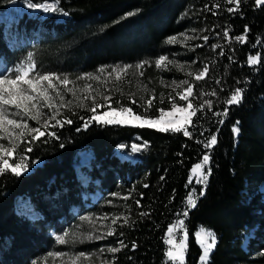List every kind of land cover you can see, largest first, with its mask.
I'll use <instances>...</instances> for the list:
<instances>
[{
	"label": "trees",
	"instance_id": "16d2710c",
	"mask_svg": "<svg viewBox=\"0 0 264 264\" xmlns=\"http://www.w3.org/2000/svg\"><path fill=\"white\" fill-rule=\"evenodd\" d=\"M8 1L0 0V10ZM52 1L69 18L47 28L40 47L34 49L38 66L93 75L120 62L145 63L177 52L170 38L192 30L200 39L182 54L193 66L203 65L208 71L203 79L191 82L189 103L195 114L179 132L95 122L88 111L73 106L64 110L71 123L44 128V136L21 145L22 154L17 146L16 154L28 171L16 176L5 169L0 174V264L35 260L51 242L44 225L67 222L73 216L70 207L81 205L79 193L88 190L76 180L73 163L84 147L94 155L97 168L92 179H98L97 185L113 193L122 190L125 196L121 200L124 217L115 223L112 235L120 242L119 251L111 264H179L167 259L165 237L180 219L187 230L182 264H198L201 251L193 233L200 226L216 236L207 264H264V191L260 189L264 186V4L256 0L239 4L228 0ZM1 31L0 27V57L14 65L20 57L7 48ZM240 36L245 40L237 39ZM68 56L76 60L70 62ZM249 57L259 61L251 64ZM237 88L242 99L228 105ZM236 127L238 134L233 132ZM133 136L147 146L139 162L129 165L112 151ZM212 136L216 144L205 148ZM205 155L211 175L203 195L198 187L194 190L197 206L191 208L187 198L195 187L190 171ZM18 197H26L42 221L31 223L17 215Z\"/></svg>",
	"mask_w": 264,
	"mask_h": 264
},
{
	"label": "rangeland",
	"instance_id": "374dc122",
	"mask_svg": "<svg viewBox=\"0 0 264 264\" xmlns=\"http://www.w3.org/2000/svg\"><path fill=\"white\" fill-rule=\"evenodd\" d=\"M29 2L53 5L57 11L29 8ZM68 18L69 14L60 8L57 1L52 0H41L38 2L15 0V3L9 0L3 9L0 10V27L3 40L7 48L17 53L18 57H20L14 65L8 64L9 62L4 63L0 57V78L4 76L12 78L15 75L16 68L31 63L35 66L32 69L34 73L57 74L61 78L67 76L70 81L65 86L54 79V87L49 89V95L53 97L51 102L55 105L53 109L46 107L45 102L41 99L33 101L37 107L30 109L29 115H17V112L21 110L13 106L3 105L2 107L5 108L9 119L22 120L29 128L41 127V130L44 131L43 125L46 121L48 124L47 128L57 125V121L65 122L67 119L64 117V110L73 106L88 111L95 122L98 121L93 118L94 115L102 116L103 113L110 111V108L117 110L120 108H131L132 114L140 116L141 119L159 121V123L155 126H140V121L135 120L132 114L117 111L112 112L111 115L104 117V119L125 122L106 124L149 127L158 130L161 127L166 129H172L173 127H180L181 130L185 129L192 115L191 108L187 107L192 92L187 94L186 90L191 86V82L196 80V75L201 73L205 66H193L182 53L191 51L200 36L189 30L176 36L174 42H169L170 46L177 52L154 57L146 60L145 63L120 62L115 65L112 64L108 66L109 68L104 69L103 73L98 71L93 75H83L77 72L64 73L60 72L59 68H54L51 65L38 66L34 49L38 50L40 47L47 33V28L53 23L65 22ZM29 56L32 57L30 62L28 60ZM162 57L167 59L157 66V61L161 60ZM70 58L68 56L70 62L75 59L72 58L73 60H71ZM129 65L131 67H128L126 71L120 70ZM138 65H142V67H137ZM114 69L117 70L114 71ZM190 73L191 75H189ZM89 76L98 77V79H89ZM204 76L205 74L201 79ZM82 77L83 79H81ZM184 81L188 83L184 84ZM56 91L61 93L63 100L55 95ZM181 95H187V99L182 100L180 98ZM93 98L95 99L93 100ZM149 100H151L150 105L148 104ZM94 105L104 106L96 107L94 114L90 110ZM173 105L176 106L175 109L172 107ZM36 111L41 112L39 123L30 118V115ZM53 113L55 114V119H49V116ZM5 127L7 131L0 129V145H4L5 148L9 149L13 145H15V148L18 146V150L22 154L21 145L28 143L29 138L32 139L35 134L24 128L17 129L11 125H6ZM21 132L24 133L23 136L19 135ZM10 133L11 135H9ZM146 146V142L140 137L133 136L128 142L117 144L112 151V155L120 162L132 165L139 162L140 155ZM3 160H7L11 166H15V164L20 162L15 150L11 156L4 155L0 159V167H4ZM93 160L94 155L87 147L81 148L76 153L73 163L75 177L80 186L85 187L88 191L79 193L81 205L79 207H70L73 216L67 222H58L50 226L44 225L45 235L51 238V242L48 245L46 244L44 250L29 264H111L112 256L116 252L113 253L110 249H119L120 242L115 236H109L107 233L109 231L113 232L115 223L124 217L122 215L121 200L125 196H123L122 190H117V192L113 193L106 187L100 188L97 185L98 179H92V175L95 173L94 170L97 168V166L93 167ZM197 165H200V167L197 168ZM5 169L10 170L7 167ZM207 171L208 163H205L204 160L194 165L190 171V181L193 188H195L189 196H192L194 200L197 198L194 193L196 187L199 190L204 189L203 184L197 181H202V174H207ZM260 189L264 191V186ZM188 198L187 206L190 207ZM14 210L17 215L28 219L31 223L42 221L43 219L40 212L31 205L26 197H18L16 199ZM202 229L209 231L205 227L200 226L193 233L201 251L198 264H202L201 257L204 252L199 239ZM65 233L68 235L64 236ZM58 236H64L65 242L60 243L57 240ZM165 241L167 252L171 249L180 251L181 245L184 246L183 260H172L167 255L169 261L182 264L187 243V230L182 219L175 221L168 228ZM207 243H211V240L208 239ZM245 243L246 240L243 244L245 245Z\"/></svg>",
	"mask_w": 264,
	"mask_h": 264
},
{
	"label": "snow or ice",
	"instance_id": "6c2138e0",
	"mask_svg": "<svg viewBox=\"0 0 264 264\" xmlns=\"http://www.w3.org/2000/svg\"><path fill=\"white\" fill-rule=\"evenodd\" d=\"M13 3H15V0H12ZM229 4L236 3L239 4L240 0H228ZM257 4H264V0H256ZM29 8H43L44 11H57V9L53 5H41V4H35L29 2L28 4ZM227 35V33H225ZM205 40H207V37H204ZM237 39L244 41L245 37L240 36ZM175 37L170 38L169 42H174ZM167 59L166 57H162L161 60L157 61V66L163 61ZM29 62L32 60V57H28ZM259 61V57H249L248 62L251 64H256ZM34 65L31 63H28L27 65H21L20 67L16 68L15 70V75L12 78H9L8 76H4L3 78H0V129H4L7 131V128L5 127L6 125H11L14 126L17 129L24 128L28 129L30 133H34L35 135L32 136L33 140L39 139L41 136L45 135V132L41 130V127H34V128H29V126L26 123H23L22 120H16V119H9L7 112L3 105H8V106H13L21 111L17 112V115H29L30 109H34L37 107L36 104L33 103V101H36L37 99H41L45 102V106L48 107L49 109H53L55 107L54 103L51 101L53 100V97L49 95V89L54 87L53 81L54 79L56 81H59L61 84L67 86L70 81L67 76L61 78L57 74H39V73H34L32 72V69H34ZM129 66H125L124 69H120L123 71H126ZM137 67H142V65H138ZM117 69H114L116 71ZM105 70L103 68L100 69V72L103 73ZM208 71L207 67L203 69V71L199 74L196 75V80H200L201 77L206 74ZM191 75V73L189 74ZM89 79H98V77L94 76H89ZM83 79V77L81 78ZM45 82L46 86H45ZM184 84H187V81L183 82ZM26 86V87H25ZM71 91V89H69ZM187 94H191L192 92V87L189 86L186 90ZM75 94V93H73ZM214 94V93H213ZM56 96H59L61 100H63V97L61 96V93L59 91H56L55 93ZM182 100L187 99V95H181L180 97ZM95 98H93L94 100ZM242 99V90L237 88L235 92L231 95L229 99H227L226 103L228 105L232 104H238L240 100ZM209 105H211V101H207ZM148 104H151V100L148 101ZM104 105H94L90 110L95 114L96 112V107H103ZM174 109L176 108L175 105L172 106ZM188 108H192V104L189 103L187 105ZM110 108V105H109ZM123 112L127 114H132L131 108H120L119 110L117 109H111L108 112L103 113V115H94V119L97 120L98 122H104V123H124L125 121H120V120H106L104 117H107L111 115L112 112ZM193 115L195 114V110L192 113ZM133 115V118L137 121H140V126L144 125H149V126H155L159 123V121H152L148 119H141L140 116L138 115ZM224 115H227V112L225 111ZM41 116V112L36 111L35 113H32L30 115V118L33 120H36L37 123H39V117ZM49 119L54 120L55 119V114L53 113L52 115L49 116ZM66 123H71V120L65 121ZM59 126H63V123L61 121L56 122ZM55 126V125H53ZM44 128L48 127L47 121L43 125ZM160 131H166V128H159ZM173 131L179 132L181 131L180 127H173ZM234 133H239V128H233ZM11 135V133L9 134ZM20 136H23L24 133L21 132L19 134ZM51 135H55V133H51ZM184 135L188 136L189 132L187 130L184 131ZM19 139V137H18ZM216 137L212 136L210 138V141L208 144H205V148L210 147L211 145L216 144ZM11 143V141H9ZM15 150V145L9 148H5L4 145H0V159L3 158L4 155L11 156L12 152ZM27 151H31V148H27ZM138 150V149H137ZM203 160L205 163L209 161V156L205 155L203 157ZM3 165L4 167H0V174H3L5 171V168H10L12 173L16 176H20L23 174V172L28 170V167L26 164L23 163V158H21V161L15 166H11L8 164L7 160H3ZM200 165H197V168H199ZM203 175V180H198V183H202L204 189L207 187V179L208 176L211 175V169H208L207 174H202ZM203 195V190L200 193ZM198 198V197H197ZM139 203V201H137ZM188 205L191 208H195L196 205V200L192 198V196H189L188 198ZM143 215V213H142ZM187 215V213H185ZM87 219V218H86ZM115 222V221H113ZM171 231V230H169ZM68 234L65 233L64 236H67ZM107 235L111 236L113 235L112 231H109ZM64 236H58L57 240L60 243H64ZM199 239L201 241L202 247L204 248L203 256L201 257L202 264H207L208 257L210 255L211 250L215 247L216 244V236L215 233L210 232V231H205L201 230V233L199 235ZM210 239L211 243H207V240ZM183 245H181V250L176 251L175 249H171L167 252V255L169 258L172 260L180 259L183 260ZM111 252L115 253L119 251L117 248H111Z\"/></svg>",
	"mask_w": 264,
	"mask_h": 264
},
{
	"label": "bare ground",
	"instance_id": "6f19581e",
	"mask_svg": "<svg viewBox=\"0 0 264 264\" xmlns=\"http://www.w3.org/2000/svg\"><path fill=\"white\" fill-rule=\"evenodd\" d=\"M9 17V16H8Z\"/></svg>",
	"mask_w": 264,
	"mask_h": 264
}]
</instances>
